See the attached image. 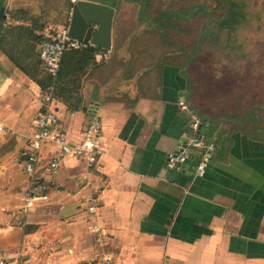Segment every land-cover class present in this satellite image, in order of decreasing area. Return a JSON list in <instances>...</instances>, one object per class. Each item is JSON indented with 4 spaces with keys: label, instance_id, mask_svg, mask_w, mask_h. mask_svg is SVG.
Listing matches in <instances>:
<instances>
[{
    "label": "crops",
    "instance_id": "crops-1",
    "mask_svg": "<svg viewBox=\"0 0 264 264\" xmlns=\"http://www.w3.org/2000/svg\"><path fill=\"white\" fill-rule=\"evenodd\" d=\"M14 2L0 0L6 25L20 24ZM142 40L124 37L115 20L108 61L100 51L84 78L91 112L55 101L72 142L100 116L103 153L91 169L63 163L60 187L26 212L24 152L44 92L0 52V262L103 264L108 255L115 264H264V112L220 109L215 91L200 89L197 72L176 62L179 54ZM187 97L204 119L201 137L216 145L204 177L188 164L167 166V155L198 132L179 107Z\"/></svg>",
    "mask_w": 264,
    "mask_h": 264
},
{
    "label": "rangeland",
    "instance_id": "rangeland-1",
    "mask_svg": "<svg viewBox=\"0 0 264 264\" xmlns=\"http://www.w3.org/2000/svg\"><path fill=\"white\" fill-rule=\"evenodd\" d=\"M14 1V9L26 10L49 29L62 30L69 27L79 0ZM89 1L115 6L119 31L124 33L126 23L135 26L133 34L124 33V37L138 39L150 21H159L154 32L161 34L167 46L183 52L194 50L197 37L202 54L198 87L204 91L220 85L225 111L246 95V99H264V0Z\"/></svg>",
    "mask_w": 264,
    "mask_h": 264
},
{
    "label": "built area",
    "instance_id": "built-area-1",
    "mask_svg": "<svg viewBox=\"0 0 264 264\" xmlns=\"http://www.w3.org/2000/svg\"><path fill=\"white\" fill-rule=\"evenodd\" d=\"M41 36L39 59L53 81L58 76L61 61L66 51L79 50L89 46L72 38L69 35V27L62 30L45 29ZM100 58L101 61H104L109 58V55L103 51ZM55 101L54 87L51 86L42 96L43 106L35 119V132L24 152V171L29 176V186L22 197L25 212L44 205L50 200V191L60 187L57 176L63 163L70 159H77L82 161L87 169H91L103 153L100 139L103 130L101 118L97 115L94 116L82 131L80 140L72 142L67 132L60 125L54 106ZM179 106L182 111L189 115L193 121L192 128L197 132L200 122L198 116L188 108L184 100L179 103ZM49 147L52 150L48 157V165L45 172H41V164L46 159V150ZM215 149L214 143H207L204 137H198L196 134L184 148L182 147L180 150L170 152L167 155V166L170 169L179 170L199 153L194 170L196 176L203 177ZM89 211L94 213L96 206L89 207ZM92 231L97 234L103 232L97 224L93 225ZM101 261L103 264H115L113 258L108 255L102 256ZM0 264H5V262L1 261Z\"/></svg>",
    "mask_w": 264,
    "mask_h": 264
},
{
    "label": "trees",
    "instance_id": "trees-1",
    "mask_svg": "<svg viewBox=\"0 0 264 264\" xmlns=\"http://www.w3.org/2000/svg\"><path fill=\"white\" fill-rule=\"evenodd\" d=\"M13 20L19 21L20 24L6 25L4 19H0V52L43 92L53 86L55 99L63 103L70 112L80 111L83 106L84 78L89 69L96 65V55L101 50L88 46L66 51L58 76L53 81L39 59L38 48L42 36L38 33L43 29V25L22 10L16 12Z\"/></svg>",
    "mask_w": 264,
    "mask_h": 264
},
{
    "label": "water",
    "instance_id": "water-1",
    "mask_svg": "<svg viewBox=\"0 0 264 264\" xmlns=\"http://www.w3.org/2000/svg\"><path fill=\"white\" fill-rule=\"evenodd\" d=\"M115 18V7L100 2L79 0L77 4L73 7L72 17L69 24V35L75 40H78L93 48H97L101 51L109 53L111 52L113 45L112 42ZM93 25H95L96 28H93ZM106 61H108V59H106L105 62ZM81 110L83 112H91L87 107L83 106ZM96 115L97 114H94L92 118ZM187 119L188 121H190V125L192 127L193 121L191 120L188 114ZM200 131L201 128L197 132L198 137L201 136ZM197 160V158H191L188 161L189 167H195L197 164ZM211 162L209 164V167L211 165Z\"/></svg>",
    "mask_w": 264,
    "mask_h": 264
},
{
    "label": "flooded vegetation",
    "instance_id": "flooded-vegetation-1",
    "mask_svg": "<svg viewBox=\"0 0 264 264\" xmlns=\"http://www.w3.org/2000/svg\"><path fill=\"white\" fill-rule=\"evenodd\" d=\"M77 2L75 3V5L77 4ZM92 2H95V1H92ZM112 7H115V6H112ZM159 24H160L159 21H150V23L147 22V26H148L147 27V32L146 33L144 32V34H141L140 36H138L136 34V37L138 36L139 37L138 39H143L144 41H148L149 42V46L151 48H152V46H154L155 48L156 47L159 48L160 51L162 50V51H164L166 53L173 52V53L179 54L180 56H176V58H177L176 62H178L181 65L186 64L187 66H190V67H192V65H193L194 66L193 69L196 72H199V70H200L199 69L200 56H202V54L199 51V45H198L199 40H197V37H194V39H193L194 43H196V47H194V50L190 51L189 50L190 48H186V51L183 52L179 48L175 49L172 46H167V44H166L165 40L162 38L161 34L157 33V32H154V30H156L155 28L157 26H159ZM134 27H135L134 25L131 26L130 23H126V25L124 26V30H125L124 33H127V35H129L130 33L133 34L132 29ZM93 28H96V26L93 25ZM181 43H182V41H181ZM190 43H191V41H190ZM208 86L211 87L209 84H208ZM212 89L216 90V92H215V100L217 102L216 106L219 107L220 109L224 110L223 101L221 99V97L223 96L222 87L219 85L218 87L216 86V88H213V85H212ZM244 97L245 98H243L242 100L235 101L233 103V104H235L234 106H235V108L237 110L240 111L244 107H249L250 110L257 109V110H260V111L264 112V103H263L264 99H262L261 96H260V99H255V100L246 99V98H249V95H246ZM183 100L187 103L188 108L194 114H196L198 116V118L200 120V122L198 124V131H199V129L203 125V120L204 119L199 115L198 109L192 104V101L190 100L189 97H187V98H185ZM247 100H249V101H247Z\"/></svg>",
    "mask_w": 264,
    "mask_h": 264
}]
</instances>
